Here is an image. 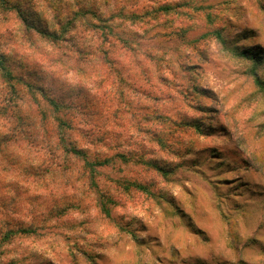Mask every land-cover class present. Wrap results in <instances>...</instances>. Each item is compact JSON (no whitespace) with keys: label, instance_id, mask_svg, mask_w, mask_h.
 Segmentation results:
<instances>
[{"label":"rangeland","instance_id":"obj_1","mask_svg":"<svg viewBox=\"0 0 264 264\" xmlns=\"http://www.w3.org/2000/svg\"><path fill=\"white\" fill-rule=\"evenodd\" d=\"M8 2L0 264H264V0Z\"/></svg>","mask_w":264,"mask_h":264},{"label":"trees","instance_id":"obj_2","mask_svg":"<svg viewBox=\"0 0 264 264\" xmlns=\"http://www.w3.org/2000/svg\"><path fill=\"white\" fill-rule=\"evenodd\" d=\"M3 4L9 6L11 9H17V14L19 15L21 22L24 24L26 30L33 31L37 35H41L43 39L49 41L53 48L60 50L62 47L60 43H64L65 41H56L57 36L53 32H48L43 28H39L36 25V22L32 19V15L27 10H21L17 6L9 5V0H1ZM30 15H26V14ZM68 24V22L66 23ZM75 25V24H74ZM111 32V30H110ZM101 46L97 47L95 51L100 52ZM82 51L78 50V56H82ZM86 55V54H84ZM8 59L7 57L0 52V81L3 85V89L5 93L0 97V159H2V155L4 154L5 149L9 146L10 143H17L24 140V129L28 124L26 119L27 115H23V113L14 112L15 105L13 104L12 95L17 93L19 89L18 87L29 88L28 85H25L23 82L17 79L15 75H13L12 71L8 67ZM18 81L13 83V81ZM259 83V82H257ZM49 104L53 106L55 110H59L60 107L54 103L52 100H49ZM20 138V139H19ZM71 153L78 156V151L71 150Z\"/></svg>","mask_w":264,"mask_h":264}]
</instances>
